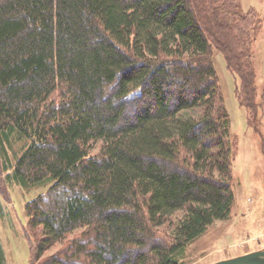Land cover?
Instances as JSON below:
<instances>
[{
    "label": "trees",
    "instance_id": "16d2710c",
    "mask_svg": "<svg viewBox=\"0 0 264 264\" xmlns=\"http://www.w3.org/2000/svg\"><path fill=\"white\" fill-rule=\"evenodd\" d=\"M259 21L240 0H0V185L48 186L26 205L35 264H183L229 218L213 51L255 110Z\"/></svg>",
    "mask_w": 264,
    "mask_h": 264
},
{
    "label": "rangeland",
    "instance_id": "374dc122",
    "mask_svg": "<svg viewBox=\"0 0 264 264\" xmlns=\"http://www.w3.org/2000/svg\"><path fill=\"white\" fill-rule=\"evenodd\" d=\"M242 11L253 10L259 18L254 40L248 48L255 110L241 94L242 80L225 55L214 49L219 90L227 110L230 135L236 141L232 184L235 201L228 219L215 221L188 246L183 264H211L257 250H264V0H240ZM96 145L94 154L98 153ZM14 162V161H13ZM0 173L1 170H0ZM0 185V240L7 264H35L33 240L26 205L48 186L31 189ZM60 246L46 253L58 254ZM56 254V255H57ZM45 259V260H46Z\"/></svg>",
    "mask_w": 264,
    "mask_h": 264
},
{
    "label": "water",
    "instance_id": "95a60500",
    "mask_svg": "<svg viewBox=\"0 0 264 264\" xmlns=\"http://www.w3.org/2000/svg\"><path fill=\"white\" fill-rule=\"evenodd\" d=\"M211 264H264V250L253 251Z\"/></svg>",
    "mask_w": 264,
    "mask_h": 264
}]
</instances>
